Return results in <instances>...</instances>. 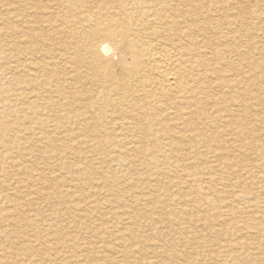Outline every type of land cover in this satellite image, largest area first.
<instances>
[{
    "label": "bare ground",
    "instance_id": "bare-ground-1",
    "mask_svg": "<svg viewBox=\"0 0 264 264\" xmlns=\"http://www.w3.org/2000/svg\"><path fill=\"white\" fill-rule=\"evenodd\" d=\"M245 4L241 0L239 18H235L229 13L228 0H0V10L5 12L0 17V78L4 76L8 82L6 90H0V109L13 119L0 117V131L15 134L11 144L0 137V166L13 157L16 141L32 136L49 146L43 131L80 122V130L90 133L87 143L95 153L100 155L98 147H111L114 153L121 145L135 151L133 141L121 138L139 134L137 144L150 157L144 165L166 166L169 172L165 175H180L190 182L194 175L173 166L172 160L184 156L183 143L199 134L198 125L209 129L210 123L221 121L217 115L233 103L229 94L233 86L243 113L236 120L243 130L240 136L251 135L244 129L251 94L248 78L254 69L247 41L251 32L249 27L239 36L233 31L238 20L240 27L246 26ZM225 62L236 73L232 74L235 84L223 74L228 73L221 68ZM260 82L251 85L257 87ZM118 137L115 145L112 140ZM122 161L124 166L130 164ZM18 163L12 158L13 166L17 168ZM20 170L32 182L41 181L44 175L28 172L25 166ZM3 172L1 169V177ZM191 188L193 194L204 191L201 185ZM219 192L211 190L217 198ZM203 205L212 204L204 200ZM233 215L237 216L226 214Z\"/></svg>",
    "mask_w": 264,
    "mask_h": 264
},
{
    "label": "rangeland",
    "instance_id": "rangeland-1",
    "mask_svg": "<svg viewBox=\"0 0 264 264\" xmlns=\"http://www.w3.org/2000/svg\"><path fill=\"white\" fill-rule=\"evenodd\" d=\"M246 2V26L240 27L238 20L233 31L239 36L249 27L252 37L247 38L254 66L248 78L249 127H244L251 135L240 136L243 130L236 120L243 113L233 86L229 92L233 103L217 115L221 121L210 123L209 129L198 125L199 134L183 143L184 156L172 160L173 166L194 175L190 182L180 175H165L169 172L166 166L144 165L150 157L137 144L139 134L112 140L115 145L120 138L123 142L133 141L135 151L123 145L117 146L114 153L111 147H98L100 155L87 143L90 133L80 130V122L43 131L42 138L44 142L46 137L49 139V146L32 136L16 141L11 157L19 167L13 166L12 158L0 166L4 170L2 177L0 174V264H264V232H258L264 228V0ZM240 3L228 0L229 13L235 18H239ZM4 14L0 10V17ZM221 68L229 73L223 74L230 76V84H235L232 74L236 73L226 62ZM6 81L4 76L0 78L1 91L6 90ZM259 81L257 87L251 85ZM9 114L0 109L5 121L13 120ZM14 136L0 131V137L9 144ZM122 160L130 164L124 166ZM24 166L28 172L44 174L41 181L32 182L23 175L20 169ZM196 185L203 188L201 194L190 193ZM212 188L220 191L219 198L211 193ZM204 200L212 205L204 206ZM231 213L237 216H226Z\"/></svg>",
    "mask_w": 264,
    "mask_h": 264
}]
</instances>
